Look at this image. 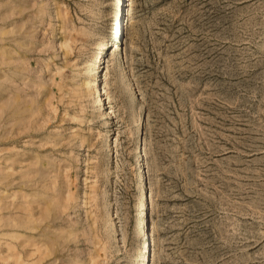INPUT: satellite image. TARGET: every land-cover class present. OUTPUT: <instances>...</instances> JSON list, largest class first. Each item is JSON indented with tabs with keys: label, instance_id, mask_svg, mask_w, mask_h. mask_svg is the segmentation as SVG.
<instances>
[{
	"label": "rangeland",
	"instance_id": "374dc122",
	"mask_svg": "<svg viewBox=\"0 0 264 264\" xmlns=\"http://www.w3.org/2000/svg\"><path fill=\"white\" fill-rule=\"evenodd\" d=\"M123 1L0 0V264H264V0Z\"/></svg>",
	"mask_w": 264,
	"mask_h": 264
},
{
	"label": "bare ground",
	"instance_id": "6f19581e",
	"mask_svg": "<svg viewBox=\"0 0 264 264\" xmlns=\"http://www.w3.org/2000/svg\"><path fill=\"white\" fill-rule=\"evenodd\" d=\"M123 3H124V8L123 9H122V7L120 8V18H121V12L123 11V23H121L120 27L117 28V30H116L117 32H121V30L123 28L125 31L126 30L129 31V23L131 21V7L133 4V1L132 0H124ZM101 45H104V47H103L104 49L107 48L109 45L108 40L103 42ZM93 85H97V86L99 85L98 78H96ZM99 91H100V93L102 92L101 87L99 88ZM103 94H104V92H103ZM141 144H142V142H141ZM142 159L143 158L141 156H139V158H138L139 164H140V160H142ZM141 180L142 181L144 180V174H142ZM142 219H143V217H142ZM145 233H146V230L144 229L142 234L144 235ZM147 236H149V234H147ZM145 260H146V253H144V255H143L142 264H145Z\"/></svg>",
	"mask_w": 264,
	"mask_h": 264
}]
</instances>
